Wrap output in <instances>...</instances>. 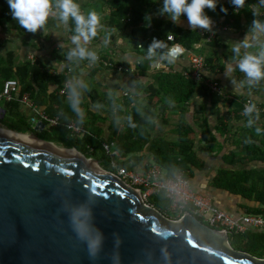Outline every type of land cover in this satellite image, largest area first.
I'll use <instances>...</instances> for the list:
<instances>
[{
	"label": "crops",
	"instance_id": "0c3cea01",
	"mask_svg": "<svg viewBox=\"0 0 264 264\" xmlns=\"http://www.w3.org/2000/svg\"><path fill=\"white\" fill-rule=\"evenodd\" d=\"M125 1L140 12L141 15L138 16L139 27L143 25L146 14L151 15L154 20H157L158 25H161L162 22V27L174 24L166 15H157V9L161 6L162 0ZM80 3L85 12L94 10L101 16L103 27L98 36L87 45L90 50H95L98 53L99 60L80 67L76 75L72 77V81L78 86L88 84L90 89H96L101 94V100L90 104L89 109H83L85 111H90L91 109L93 115L101 116L92 123H96L94 138L102 139L103 144L113 137L114 131L120 124H123L120 122L128 110L146 98L145 89L153 82V75L160 71H179L185 73L190 69L192 54L214 55V72H211L207 65L205 67L207 68L205 74L217 79L221 84V90H224L222 96L220 95L221 91H211V93H206V96L196 93L191 101L183 106L160 104L157 107V117L155 119V127L152 130V137H150L151 141L145 149L140 153L128 155H121L119 153L115 159L113 157L111 166L116 171L107 169L103 165L101 167L115 173H118L120 167H126L139 172L146 171L151 163L155 162L152 151L153 141H178V128L179 125L184 123L193 127L194 130L191 134V139L196 157L194 158V163L189 164L187 171L193 189L201 194L210 196L217 207L235 216L253 213L252 209L258 207L263 208L264 206L259 201L233 193L214 183L215 177L221 170L264 168V160H253L248 165H232L227 160L231 152L241 150V147H238L235 141L239 142L238 133L247 126L249 119L248 116L242 115L244 100L250 98L253 102L264 107V87L262 89H249L245 86L241 95L235 96L232 94L233 85L223 72L225 64L229 62V58L232 56V53L228 51V45L234 44L235 39L244 38L253 20L252 13L250 11H243L242 9L237 13L235 10L236 17L222 15L218 19L219 21H216L213 18V14H209L212 13V10H207L209 11L208 15L214 20V31L210 33L197 30L206 38V40L196 45L199 51L193 52L187 50L182 43L175 41L185 48L183 55L176 64L163 67L165 61L157 53L151 62L148 60L149 64L146 75H140L138 73L139 64L143 60H147L146 51H143V49L141 52L138 51L131 42L128 33L121 31L110 23V16L114 10L113 7L107 3V0H80ZM229 4H232L231 0H218L215 10H219L218 7L221 5L228 6ZM178 26L191 30L186 18H183ZM72 35H74V29L71 31L70 23L64 25L58 20L49 22L47 35L41 32L33 34L24 31L21 33L16 28L15 22L5 25L0 24V51L2 53L14 52V60L16 62L26 59L38 60L44 64L48 72L55 73V69H62V66L65 64L58 62L54 58V53L56 50H70L75 47L71 42ZM106 37H110L111 41L107 45L104 44ZM213 38L218 39L220 46L211 48L208 45L207 41ZM166 42L169 46L173 44L167 40ZM102 60L112 62L114 65H105ZM117 65H122L124 69L119 70L116 67ZM69 70L71 71V69ZM233 75L235 78L243 80V77H238L236 72ZM1 89L2 81L0 80V92ZM22 94L24 93H22L20 87L14 93L13 99H0V113L4 115V119H0V122L13 127H24L26 123L29 125V122L35 116L37 118L38 115L33 108L21 101ZM112 98L114 102L111 103L110 100ZM33 102L35 103L34 100ZM66 103H71L70 96L66 98ZM218 104L219 106H217ZM35 105L39 110L45 112V106L43 107L37 103ZM64 123L62 122V126H64ZM255 123L264 126V117H261ZM55 127L57 126H50L43 122V125H39L40 130L35 131V133L41 138L40 136L47 134L46 129ZM222 127L226 128L230 133L225 134L222 131ZM31 130L33 129L29 125L26 132L29 133ZM53 143L64 146L62 143ZM112 144V147L118 151L116 142ZM137 156H142L141 160H133V157L136 158ZM158 210L175 219L174 216H170L172 211L168 208ZM263 240L264 229L252 228L245 234L229 235L228 245L237 250L255 254L256 256L258 254L257 247L261 248V252L264 251V245H261ZM261 256L264 255L261 254Z\"/></svg>",
	"mask_w": 264,
	"mask_h": 264
},
{
	"label": "water",
	"instance_id": "95a60500",
	"mask_svg": "<svg viewBox=\"0 0 264 264\" xmlns=\"http://www.w3.org/2000/svg\"><path fill=\"white\" fill-rule=\"evenodd\" d=\"M29 125L28 133L0 122V264H112L114 253L119 264H264L191 212L170 218L100 159L39 138V119ZM82 204L104 235L96 261L69 222Z\"/></svg>",
	"mask_w": 264,
	"mask_h": 264
},
{
	"label": "trees",
	"instance_id": "16d2710c",
	"mask_svg": "<svg viewBox=\"0 0 264 264\" xmlns=\"http://www.w3.org/2000/svg\"><path fill=\"white\" fill-rule=\"evenodd\" d=\"M104 1V0H103ZM256 0H248L243 11H250L248 8ZM107 3L113 7L110 16V23L123 32H127L128 36L138 51L142 48L148 47L154 37L157 39L168 40L170 34H174L175 41L182 43L183 46L190 51H199L196 45L204 40L198 31L186 30L176 24H168L165 27L158 25V21L154 18L145 19L142 26H138V16L141 15L135 8H133L125 0H107ZM228 9L227 13L221 11V8ZM219 10L212 11L213 18L219 21L222 15L227 17H236L235 9L232 4L228 6H219ZM209 12V11H208ZM251 12V11H250ZM15 22L16 28L24 32L19 27L17 22L12 18L7 0H0V24ZM71 31L74 25L70 22ZM211 48L220 46L218 39L213 38L207 41ZM69 50H56L54 58L58 62L65 64L62 69H55V73H50L44 67V64L38 60L26 59L21 62H16L15 54L12 51L2 53L0 51V80L2 81V89L4 82L9 78L18 79L22 93L28 92L35 103L45 106V112L51 117L58 116L60 120L69 122L75 120L79 125H82L86 132L80 135H73L65 126H57L55 128L46 129L45 135L40 136L49 141L62 143L65 147L77 148L83 153H88V157H95L100 159V164L107 169H112L113 156L108 153L103 144L102 139L94 138L95 126L98 117L92 114V111H85L83 108L89 109L90 104L97 100H101V94L96 89H90L88 84H83L81 88L73 83L80 92L81 110L84 112V119L81 122L80 118L72 111L70 104L66 103V98L70 96L69 88L66 93H61V88L70 77H74L77 71L85 64H89L88 60H68L66 54ZM162 50H157L160 55ZM206 56V55H205ZM206 62L211 72H214V55L206 56ZM148 60H143L139 64L138 73L146 75L148 69ZM166 64V61H165ZM71 69V71L69 70ZM238 77H243L242 73L236 71ZM207 76L204 75L202 79H194L191 76H186L184 72L179 71H160L153 75V82L150 83L146 89V98L136 103L124 117L118 128L114 131L113 137L106 142L112 144L116 142L117 149L121 155L135 154L142 152L148 143L151 141L152 130L155 127V119L157 117V107L160 104L167 105H186L194 97L196 93L201 96H206V93H211L206 82ZM264 82H261L257 87L252 89H262ZM1 89V92H2ZM0 92V93H1ZM111 103L114 102L112 98ZM246 100H244L245 102ZM244 102L242 111L244 109ZM264 117V111L260 112V118ZM260 127L264 130V126L258 123L254 127ZM29 125L26 123L24 127H15L17 131L26 132ZM193 127L187 124H181L178 128L179 138L176 142H167L164 140L153 141L152 151L154 153V161L162 165L166 171V177H174L179 172H184L187 176L188 166L194 163L196 157L191 134ZM225 134L230 132L222 127ZM238 141H235L240 151H233L227 157V160L232 165H248L253 160H264V131L257 135L254 128L247 126L239 131ZM251 139L252 143H245L246 139ZM259 139V141H258ZM142 156L133 157V160H141ZM214 183L230 190L233 193L241 194L247 198L259 201L264 206V168H243L232 170H221L215 177ZM149 203L153 204L157 209H166L170 207L171 201L163 192L154 193L149 198ZM253 213L264 214L263 208L252 209ZM234 236V235H232ZM261 245H264V240ZM260 245V246H261Z\"/></svg>",
	"mask_w": 264,
	"mask_h": 264
},
{
	"label": "clouds",
	"instance_id": "9594fccd",
	"mask_svg": "<svg viewBox=\"0 0 264 264\" xmlns=\"http://www.w3.org/2000/svg\"><path fill=\"white\" fill-rule=\"evenodd\" d=\"M247 2L248 0H231L237 13L245 9ZM7 3L12 18L25 32L33 34L41 32L47 35L50 21L58 20L64 25L71 22L74 25L71 42L75 47L67 52L66 58L88 60L91 63L99 60L98 53L90 50L87 45L102 30V18L94 10L85 12L80 0H7ZM217 4L218 0H162L157 15H166L176 25L186 18L193 32L200 30L211 33L214 31V20L208 15L207 10L215 11ZM248 10L251 11L253 20L244 38L235 39L234 44L228 45V51L232 56L223 71L233 85L232 94L235 96L241 95L245 86L251 89L264 82V0H256L255 6H250ZM221 11L227 13L228 9L222 7ZM145 19L148 21L152 17L146 14ZM166 40L154 38L146 50V59L151 62L157 50H162L160 57L166 61L163 67L176 64L183 55V49L179 44L169 46ZM110 42V37L104 39L105 45ZM236 71L243 74V80L234 77ZM79 87L83 88L84 85L81 84ZM223 92L224 90H221V96ZM80 95L77 87L73 86L70 90V107L83 122L85 114L81 110ZM242 115L249 117L247 127L254 128L257 135L264 131L258 126L254 127L255 122L260 119V110L255 102L247 103ZM252 142L250 138L245 140V143ZM89 195L95 196V189H92ZM69 222L77 238L85 243L89 259L98 260L103 248L104 235L93 222L92 209L86 204L72 208L69 210ZM121 243L120 236L114 234V247L119 248ZM119 261L118 253H114L112 264H119Z\"/></svg>",
	"mask_w": 264,
	"mask_h": 264
},
{
	"label": "built area",
	"instance_id": "2783aa9c",
	"mask_svg": "<svg viewBox=\"0 0 264 264\" xmlns=\"http://www.w3.org/2000/svg\"><path fill=\"white\" fill-rule=\"evenodd\" d=\"M255 3L256 2L252 3L251 6L254 7ZM154 38L157 39L156 37ZM167 38L173 43L170 46L178 44L175 42L174 34H170ZM181 48L184 52L185 48L183 46H181ZM190 60V69L185 72V75L191 76L197 80L202 79L203 76L206 75V56L196 53L191 55ZM102 61L105 65H114L112 62L107 60ZM116 67L119 70L124 69L122 65H117ZM206 82L210 91H221V84L217 79L207 76ZM72 83V77H70L61 88V93H66L67 89L72 86ZM19 88L20 83L18 79H7L3 84V89L0 93V99H13L14 93ZM21 101L32 107L35 113L38 115L37 118L35 116L33 120L39 119L50 126H59L62 124L58 116L51 117L45 112L39 110L28 93L22 94ZM249 102H253V100L250 98L247 99L244 103V107ZM257 106L260 112L264 111V107L262 105L257 104ZM63 125L67 127L73 135H80L86 132V129L82 125L76 123L74 120L65 122ZM112 145L113 144H108L106 142L105 148L107 152L111 153L115 159L119 155V152L115 150ZM117 174L129 184L137 187L140 190L144 200L147 202H149V198L152 194L163 192L171 201L170 207L168 209L175 214V220H180L186 212H191L204 223L211 227L225 231L229 235L245 234L252 228L264 229V214L245 213L240 216H235L225 210H222L220 207H217L213 198L201 194L193 189L190 178L184 172H179L174 177H166L163 167L160 164L153 162L144 172L131 170L126 167H120Z\"/></svg>",
	"mask_w": 264,
	"mask_h": 264
},
{
	"label": "rangeland",
	"instance_id": "374dc122",
	"mask_svg": "<svg viewBox=\"0 0 264 264\" xmlns=\"http://www.w3.org/2000/svg\"><path fill=\"white\" fill-rule=\"evenodd\" d=\"M69 148V147H68ZM79 151V150H78ZM81 153H83L82 151H80ZM85 156H87V155H89L88 153H83ZM88 157V156H87ZM170 216H174L175 217V214L172 212L171 214H170ZM258 246H260V245H258ZM259 251H260V253H259ZM257 253L258 254H256V256L259 258V257H261V258H264V256H261V254H263L264 255V251L263 252H261V248H258L257 247ZM253 255H255V254H253Z\"/></svg>",
	"mask_w": 264,
	"mask_h": 264
}]
</instances>
